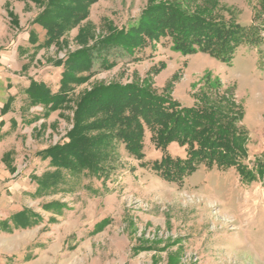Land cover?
<instances>
[{
  "label": "rangeland",
  "instance_id": "rangeland-1",
  "mask_svg": "<svg viewBox=\"0 0 264 264\" xmlns=\"http://www.w3.org/2000/svg\"><path fill=\"white\" fill-rule=\"evenodd\" d=\"M147 3L98 0L81 25L96 41L110 26L118 31L136 24ZM222 6L227 20L258 28L257 43L238 49L241 60L226 64L202 51L185 55L167 38L135 55L119 48H95V74L73 86L65 107L46 115L42 106L29 104L23 90L31 78L58 88L63 67L56 64L81 47L80 27L66 32L60 44L38 48L27 39L34 25L31 18L41 7L32 1L0 0V114L9 93L17 98L5 115L3 130L9 133L3 144L13 150L11 158L23 170L15 179L28 184L19 194L7 192L0 201V218H9L7 212L19 207L34 211L39 221L9 229L0 222V264H264V176L243 182L233 171L202 167L183 183L168 182L151 169L161 152L150 133L143 160L120 147L116 169L105 184L83 178L84 187L74 192L63 191L64 186L47 195L34 194L37 184L32 177L51 169L37 152L64 138L72 128L76 100L100 82H147L187 107L203 89L232 96L244 108L247 162L252 168L262 162L264 0H224ZM100 55L114 65L104 68ZM175 149L184 154L182 148L171 147ZM105 219L108 224L96 230Z\"/></svg>",
  "mask_w": 264,
  "mask_h": 264
},
{
  "label": "trees",
  "instance_id": "trees-1",
  "mask_svg": "<svg viewBox=\"0 0 264 264\" xmlns=\"http://www.w3.org/2000/svg\"><path fill=\"white\" fill-rule=\"evenodd\" d=\"M25 1L41 7L32 21L45 30V39L38 48L58 45L66 32L80 27L81 47L56 64L63 67L58 88L31 78L24 90L29 104L42 106L46 115L65 107L71 100L73 86L85 83L95 74V48H119L135 55L167 38L185 55L202 51L234 64L241 60L237 57L238 49L257 43L260 37L255 24L244 26L227 20L224 0H148L136 24L118 31L110 26L96 41L87 37L88 29L81 24L98 0ZM38 41V33L31 30L30 42ZM100 58L104 68L114 65L105 56ZM13 100L10 96L3 112L9 110ZM243 119V105L232 96L208 89L201 90L196 103L187 107L147 82L97 83L76 100L72 128L64 138L37 152L43 160H49L51 169L32 177L37 184L35 195L54 193L64 186L63 191L74 192L84 187L83 178L105 184L116 169L121 146L130 157L145 158L147 133L161 152L151 163V169L168 182L183 183L205 167L233 171L243 182L252 183L264 176V160L255 168L248 164L249 133L242 125ZM172 146L182 148L184 154H177V149L173 152ZM45 208L50 210L51 205L46 204ZM37 217L34 211L24 209L1 224L5 229L26 228L38 224ZM107 224L108 219L99 222L96 230Z\"/></svg>",
  "mask_w": 264,
  "mask_h": 264
},
{
  "label": "crops",
  "instance_id": "crops-1",
  "mask_svg": "<svg viewBox=\"0 0 264 264\" xmlns=\"http://www.w3.org/2000/svg\"><path fill=\"white\" fill-rule=\"evenodd\" d=\"M37 14H34L31 20L36 17ZM36 25V26H35ZM34 30L38 33V43L33 44L30 42V31ZM45 39V30H43L38 24H34L32 28L29 30V36L27 41H29L33 46H36L40 43L41 40L44 41ZM42 41V42H43ZM1 83V82H0ZM2 84V83H1ZM30 80L28 81V84L25 86L24 90L29 86ZM7 88L9 90L12 89V85L10 82H8ZM23 90V92H24ZM25 93V92H24ZM26 94V93H25ZM10 96L14 97L13 102L11 103V106L8 111L3 112V108L5 104L9 101ZM17 101L16 94L14 93H9L6 101L2 103L1 106V114H0V201L4 200L7 198L6 194L9 191L12 194H19V192L22 190V188H25L27 184L26 180H16L15 177L22 173L23 170L20 169L19 165H16L14 162L13 158H11V154L13 153L11 148H5L3 141H4V136L8 135V130H3L5 126H7V121L5 118V115L12 111L14 108V102ZM45 149V148H44ZM16 151L17 148H15ZM43 150V149H42ZM6 154V156H5ZM46 161V160H44ZM49 163V160H47ZM15 179V180H14ZM36 191V190H35ZM35 194V193H34ZM2 208V207H0ZM24 210V209H23ZM22 211L19 209V207L13 208L10 212H7L5 216H13L15 213ZM1 216H4L3 212H0ZM7 218V219H9ZM6 219L0 218V222L4 221ZM13 225V224H12Z\"/></svg>",
  "mask_w": 264,
  "mask_h": 264
}]
</instances>
